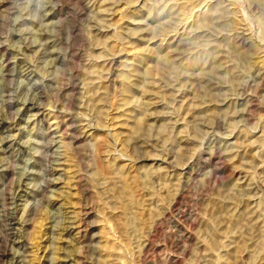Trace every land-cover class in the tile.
<instances>
[{
    "label": "rangeland",
    "instance_id": "obj_1",
    "mask_svg": "<svg viewBox=\"0 0 264 264\" xmlns=\"http://www.w3.org/2000/svg\"><path fill=\"white\" fill-rule=\"evenodd\" d=\"M161 1L0 0V264H264V0Z\"/></svg>",
    "mask_w": 264,
    "mask_h": 264
},
{
    "label": "bare ground",
    "instance_id": "obj_2",
    "mask_svg": "<svg viewBox=\"0 0 264 264\" xmlns=\"http://www.w3.org/2000/svg\"><path fill=\"white\" fill-rule=\"evenodd\" d=\"M170 2H171V0H166V1L162 0V1H161V4H162V6H165V8H166V5H168ZM145 8H147V6H146V4L144 3L143 6L141 7V10H144ZM159 9H160V8H159ZM159 9H157V12L160 11ZM213 10H215V9H213ZM167 18H168V17H167ZM167 18L163 17L164 20H166ZM160 20L162 21V19H160ZM162 26H163V25H162ZM152 56L154 57V60H156V61L160 58L157 54H153Z\"/></svg>",
    "mask_w": 264,
    "mask_h": 264
}]
</instances>
